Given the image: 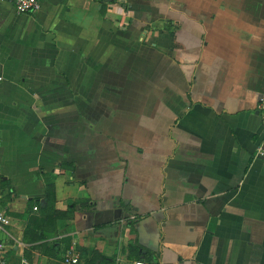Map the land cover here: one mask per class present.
<instances>
[{"label": "crops", "instance_id": "0c3cea01", "mask_svg": "<svg viewBox=\"0 0 264 264\" xmlns=\"http://www.w3.org/2000/svg\"><path fill=\"white\" fill-rule=\"evenodd\" d=\"M40 2L0 0L7 260L264 264V0Z\"/></svg>", "mask_w": 264, "mask_h": 264}, {"label": "built area", "instance_id": "2783aa9c", "mask_svg": "<svg viewBox=\"0 0 264 264\" xmlns=\"http://www.w3.org/2000/svg\"><path fill=\"white\" fill-rule=\"evenodd\" d=\"M17 13H33L41 8L40 0H10ZM259 110L263 119L264 126V95L259 103ZM264 133V127H263ZM260 154H264V148L260 147ZM11 224V219L4 213H0V264H11L5 255L6 245L1 235L8 234V227ZM75 247L71 246L69 251L64 256L65 264H84L81 262L79 256L74 252ZM21 264H29L27 260H23ZM131 264H149L147 261L139 259L134 260Z\"/></svg>", "mask_w": 264, "mask_h": 264}, {"label": "trees", "instance_id": "16d2710c", "mask_svg": "<svg viewBox=\"0 0 264 264\" xmlns=\"http://www.w3.org/2000/svg\"><path fill=\"white\" fill-rule=\"evenodd\" d=\"M2 177L0 176V179ZM9 184V182H8ZM55 198V190H54V187L53 186H49L48 190H47V196H46V201L49 203V204H52V201L54 200ZM36 237L37 238H42V237H46L45 234H43L42 236L41 235H37L36 234ZM100 260V261H99ZM105 260V259H104ZM102 259V256L100 255H97V256H94L88 263L89 264H101L103 261ZM152 264V263H151Z\"/></svg>", "mask_w": 264, "mask_h": 264}, {"label": "water", "instance_id": "95a60500", "mask_svg": "<svg viewBox=\"0 0 264 264\" xmlns=\"http://www.w3.org/2000/svg\"><path fill=\"white\" fill-rule=\"evenodd\" d=\"M113 204H114V208H117V206L121 207V201H120L119 197H116Z\"/></svg>", "mask_w": 264, "mask_h": 264}]
</instances>
